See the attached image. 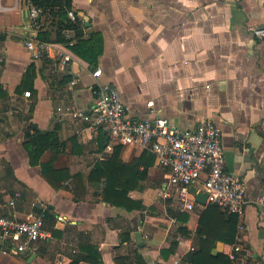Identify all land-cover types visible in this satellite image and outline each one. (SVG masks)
Returning <instances> with one entry per match:
<instances>
[{"label":"crops","instance_id":"0c3cea01","mask_svg":"<svg viewBox=\"0 0 264 264\" xmlns=\"http://www.w3.org/2000/svg\"><path fill=\"white\" fill-rule=\"evenodd\" d=\"M71 5L78 14L74 22H85V36H103V53L93 69L69 50L71 30L68 46L47 42L73 56L63 71L54 66L53 54L33 58L25 41L32 40L33 33L37 39L45 21L36 31L25 0H0V89L6 93L0 98V193L4 198L18 194L13 208L1 213L23 219L44 209L47 233L27 258L12 254L0 239V264H70L89 248L99 253L102 264H116L115 259L119 264H188L186 254L198 248V218L206 205L196 203L192 212H179L163 196L165 173L154 160L138 188L127 193L140 206L136 209L104 202L103 182L87 181L93 166L109 160L116 145L82 123L60 120L57 109L86 108L96 81L118 90L132 118L147 115V103L152 102L153 111L177 128L192 129L204 118L218 123L224 169L243 182L249 201L243 216H236L233 244L242 252L233 263L264 264V213L252 202L264 184V41L250 34L251 28L264 26L263 1L72 0ZM30 64L36 90L32 113L31 98L16 91ZM98 68L101 76L96 79L92 71ZM74 77L78 81L73 85ZM63 78L68 81L61 84ZM30 123L41 131L57 126L65 148L54 167L81 175L84 197L76 194L70 180L54 190L39 168L29 164L22 142ZM119 147L116 159L121 164H130L143 152L135 146ZM51 156L47 151L41 161ZM191 188L202 192L201 184ZM180 213L188 215L184 224L177 220ZM172 241L177 248L164 257L162 250ZM233 244L217 242L211 253L226 255Z\"/></svg>","mask_w":264,"mask_h":264},{"label":"built area","instance_id":"2783aa9c","mask_svg":"<svg viewBox=\"0 0 264 264\" xmlns=\"http://www.w3.org/2000/svg\"><path fill=\"white\" fill-rule=\"evenodd\" d=\"M27 12L33 29H41L44 25L42 10L27 2ZM67 15L70 21L76 20L74 10H68ZM69 33L65 31L66 38H69ZM250 34L264 41V26L251 28ZM33 38L25 41V47L33 58L53 54L54 66L56 64L60 71L73 60V56L59 45ZM57 60L58 63H55ZM100 76V68L92 71L93 78L99 79ZM77 81L74 77L70 84L74 85ZM94 85L96 89H93L91 103L86 108H58L60 120L70 119L74 123H82L92 132L104 135L111 144L135 146L153 155L155 166L165 173L163 196L173 201L179 212L190 213L194 210L196 201L191 187L201 184L202 192L207 195L205 205H215L227 214L243 216L245 205L249 202L245 186L234 174L224 169L222 132L214 119L204 118L192 129L177 128L153 111L152 102L147 103L151 109L147 115L132 118L126 114L114 86L97 81ZM23 95L30 97L28 91ZM17 195L4 198L0 193V239L12 254L27 258L36 250V242L47 236L44 230V209L37 213L30 212L23 219L2 214L4 208H13ZM252 202L264 213V184ZM243 228V225L239 226V230ZM239 252H242V247L233 244L226 255L234 262Z\"/></svg>","mask_w":264,"mask_h":264},{"label":"trees","instance_id":"16d2710c","mask_svg":"<svg viewBox=\"0 0 264 264\" xmlns=\"http://www.w3.org/2000/svg\"><path fill=\"white\" fill-rule=\"evenodd\" d=\"M30 6L39 8L43 12L45 25L37 32L36 38L45 42L62 43L68 46L70 39L64 37V32H74V41L68 46L69 50L78 58L85 61L92 69L97 66L98 57L103 53V36L100 32H91L87 36L83 33L84 21L71 22L67 12L71 8L72 0H25ZM75 15L78 16L77 12ZM35 71L33 64H30L23 73L20 85L16 91L18 94L30 93L31 104L29 113H32L36 103V90L33 87ZM63 78L60 83H65ZM6 93L0 89V98ZM57 126L52 131H41L36 125L30 123L25 132L22 148L27 154L29 164L39 168L40 176L54 189L58 190L63 183L72 181L76 194L84 197L85 190L81 175L70 176L66 168H55L54 159L62 153L65 142L59 139ZM114 151L106 162H97L90 171L87 181L89 183L102 181L104 184L101 198L104 202L115 206L125 207L127 210L136 209V203L130 201L126 196L133 189L138 188V183L146 177L147 168L152 165L154 156L143 151L141 156L130 164H121L116 157L120 150L119 145L114 146ZM50 151L52 156L47 161H41L45 152ZM142 167V169H140ZM126 202V203H125ZM123 203V204H122ZM177 220L186 223L188 215L180 213ZM179 232L188 236L185 228H179ZM237 233V217L225 213L215 205H206L200 212L196 235L198 237V248L189 251L185 256L188 264H234L222 253L216 255L211 253L215 244L235 243ZM177 241L170 242L167 249L162 250L164 257L175 252ZM85 261L90 264H102L100 255L92 248L88 249L86 256L77 257L70 264H79ZM119 264V260L115 259Z\"/></svg>","mask_w":264,"mask_h":264},{"label":"water","instance_id":"95a60500","mask_svg":"<svg viewBox=\"0 0 264 264\" xmlns=\"http://www.w3.org/2000/svg\"><path fill=\"white\" fill-rule=\"evenodd\" d=\"M191 192L195 195V201L197 204L204 206L205 199L207 197L205 192L196 191V189L191 188Z\"/></svg>","mask_w":264,"mask_h":264}]
</instances>
